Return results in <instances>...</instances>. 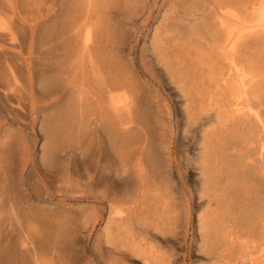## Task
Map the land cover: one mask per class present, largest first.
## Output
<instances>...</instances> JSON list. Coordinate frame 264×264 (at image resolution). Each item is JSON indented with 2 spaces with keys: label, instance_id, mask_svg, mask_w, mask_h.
I'll return each instance as SVG.
<instances>
[{
  "label": "rangeland",
  "instance_id": "rangeland-1",
  "mask_svg": "<svg viewBox=\"0 0 264 264\" xmlns=\"http://www.w3.org/2000/svg\"><path fill=\"white\" fill-rule=\"evenodd\" d=\"M196 1L198 0H0V69L3 67L0 70V84L9 81L7 61H19L16 70L21 86L16 88L12 101L23 99L26 104L25 110L18 113V120L10 122L6 120L10 99L0 93V138L4 134L11 137L13 133L12 143L9 142L3 156L10 161V165L12 163V172L8 170L13 183L9 197L20 205L30 203L31 211L43 218L42 222L51 237L57 242L61 240L64 252L59 258L51 260V252L44 254V258L50 263L66 264L65 256H70L77 264H149L169 256L173 264H219L204 256L197 238L196 223L206 208L203 202L205 194L201 192L204 126H191L187 124L186 118L187 111H191L195 105L204 106L208 102V97L205 98L208 96V80L205 76L209 71L200 59L204 54L194 46V41L192 44L184 23L190 11L188 9ZM216 1L226 7L241 4L240 0H205L201 6ZM78 23L83 25L79 26ZM70 30L77 33L72 31L68 34ZM87 33L92 37V51L98 45L93 52L102 66L103 77L100 80L89 78L82 87V92L71 84V63ZM13 37L17 40L16 44H11ZM68 40L71 41L67 43ZM72 42L76 44L72 45ZM186 44H190L189 49L188 46L187 49L183 48ZM70 46L76 47L71 49ZM98 52L105 56H100ZM198 52L201 56H198ZM22 57H29L33 75L32 89ZM180 70H184L183 73ZM75 81L79 86L82 80L77 78ZM6 88V92L11 90V87ZM123 92L134 98L129 107L119 100ZM196 92L200 94L197 93L196 96ZM110 95L117 97V107L109 104ZM187 98H190L188 102ZM203 100L206 103L203 104ZM211 113L215 115L214 111ZM105 118L108 123L113 124L107 126ZM80 134L92 138V144L83 158L72 152L73 145L70 147L67 141ZM134 135L138 139L142 138V141H131ZM88 140L84 145H87ZM143 140L142 162L145 169L141 173L137 157L138 145ZM49 142L64 147L66 153L54 161L47 160L46 149ZM24 153L27 155V167L23 177L18 166ZM121 167L129 169L126 179L119 177ZM151 173L154 181L150 179ZM89 174L94 178L93 185L86 184ZM1 184L0 177V194ZM59 186L63 192L81 189L85 191L82 193L91 197L81 201V204L73 201H63L64 204H61L58 197L49 200L36 197L38 188L43 190L48 187L56 192ZM157 186L173 202L177 218L172 227L170 224L160 225L162 222L157 218L160 211L152 213L155 204L152 199H148L150 195L148 197L142 193ZM100 192H107L108 199L129 195L136 197V204L141 207L142 215L148 217L150 222L149 226L139 231L137 240L141 249L136 247L139 249L136 251L135 248H125L124 245L119 250L113 249V244L106 240L108 231H112L109 232L112 234L118 226L124 229V225L123 222L116 221L114 214L109 212L106 198H95V193ZM68 217V225L61 224L62 219ZM9 234L14 242L15 254L18 255L21 235L15 230ZM150 254L158 258L153 260Z\"/></svg>",
  "mask_w": 264,
  "mask_h": 264
},
{
  "label": "bare ground",
  "instance_id": "bare-ground-1",
  "mask_svg": "<svg viewBox=\"0 0 264 264\" xmlns=\"http://www.w3.org/2000/svg\"><path fill=\"white\" fill-rule=\"evenodd\" d=\"M203 2H205V0L196 1V4H193L191 9H188L190 11L187 14V18L184 19L185 27L189 32L188 36L190 34L192 44L194 41L196 43L194 46H197L199 50H201L200 52L204 54L202 57L200 52H198V56H201L200 59H202V62L206 65L205 69H208L207 71H209L208 75L205 76V78L207 77L208 80V96H205V98L208 97V102H204L205 98H203V104L206 103V105H195L192 110L190 109L191 111H187L186 113L187 124H190L191 126L195 125L196 127L204 126L202 129V148H204V153L202 155L204 157L203 161H201V163L203 162L201 164V192L205 194L203 202L206 208L204 212L199 215L198 222L196 223L197 238L200 243V249L204 256L212 262L215 261V263L218 262L219 264H264V0H240L241 4L236 3L235 6L228 7L222 5V3L218 1L213 3L211 2L209 5L201 6ZM197 12L200 13L198 14ZM74 26L72 28H74ZM85 26L83 28H85ZM75 29L74 31H76ZM72 31L73 30L68 31V34ZM23 34L25 36V33ZM185 35H187V33ZM21 38L23 39V37ZM70 41L71 40H68L67 43ZM16 43L17 40L15 37H13L11 44ZM73 44L76 43L72 42V45ZM102 44L105 45V43ZM189 45L186 44V46L184 45L185 47L183 46V48L188 46L189 49ZM91 46L92 37L90 33H87L81 41L80 49L77 50V52L75 51L76 53L71 63L73 65V69H71L73 70V82H71V84L73 83V87H76L80 91H82L81 89L84 84H87V80H89V78L100 80L103 77V72L101 71L102 66L94 55L96 53L93 52L96 47H98V45H96L93 51ZM75 47L71 48L70 46L71 49H75ZM190 48H192V46ZM105 49L104 51H106ZM100 51H102V49ZM71 53L73 52L71 51ZM98 53L100 56L103 55L100 52ZM103 56H105V54ZM194 56L197 57V55ZM110 58L113 59V57ZM21 61L24 63H22L25 65L24 67H26L30 89H32L33 75L31 72L29 57H22ZM102 61L101 63H104ZM18 62L12 63V61H7V68H5L6 70L8 69L7 78L9 81H6L7 83L2 85L0 84V93L10 99V101L8 100L9 112L6 115V120L10 122L17 121L19 118L18 113L20 111H24L26 106L23 99L12 101L13 97H15L14 92L16 88L21 86L16 70L19 65ZM106 63L107 62H105V64ZM107 65L109 64L107 63ZM111 67L112 65L110 68ZM175 67H173V69ZM111 70H113V67ZM107 71L109 72V70ZM182 71L180 70V72ZM69 72L70 70H68V73ZM184 73H186V70ZM203 74L205 75L207 73ZM115 76L117 77V75ZM184 77L186 78V75ZM77 78H80V80L83 81L79 83V86H77V82L75 81ZM181 80L179 82H182ZM88 84L91 85L92 83ZM189 84L193 85L192 83ZM7 86L11 87V90L6 92ZM180 86L182 85L180 84ZM111 87L113 86L111 85ZM197 93L199 92H196V96ZM120 97L121 99L119 100L128 107L134 102L132 95L127 94L126 92H123ZM99 98L101 99V97ZM116 98L117 97L113 95L109 96V104L113 107L116 106ZM186 100L188 102L190 98H187ZM212 111L215 113L214 116L211 113ZM119 116L121 118V115ZM110 117H112V115ZM107 118H105L106 120H104V123L107 122ZM116 120L118 119L116 118ZM110 123L113 124V122H107V126H111ZM11 137H13V133ZM11 137L7 134H4L2 138H0V177L2 183V192L0 194V260L2 264H53L50 263L48 259L44 258V254L45 252H51V260L54 258H59L63 251L61 240L57 242L56 239L51 237L49 230L42 222L43 218L38 216L39 214L36 215L31 211L30 203L20 205L13 202L9 197L11 189H13V187H11V184L13 183L10 178L11 176H9L10 171L8 170L12 169V163L10 165V161H8L3 156L5 155L7 145L12 140ZM91 139V137L89 138L85 134H80L78 136L70 137L67 139V141L68 144H70V147L73 145L72 152L75 155L83 158L88 147L92 144ZM87 140V145H84ZM139 140L142 141V138L138 139L136 135L131 137V141L138 142ZM144 143L145 141L143 140V142L138 145L139 156L137 157V165L140 166L141 173H143L145 169V164L142 162ZM64 145L65 144H63V146ZM47 148V160L54 161L58 156L60 157L66 153V149L64 147H59L55 142H49ZM21 159L22 162L18 166V169L23 176L27 167L25 164L27 162V155L24 153ZM128 175L129 169L126 167H121L119 177L121 179H126ZM87 178L86 184L93 185V176L89 174ZM150 179L154 181V176L152 173L150 174ZM69 186L72 187L70 183ZM58 188L59 189L56 190L57 193L52 192L50 189H48V187H44L43 190L38 188V193H36L37 196H35L38 198L43 197L48 200L49 198L52 199L58 197L61 204H64L63 201H73L75 204H81V201L91 197V195L87 193H82L85 191L81 189L71 190L72 188H70L71 191L68 190L67 192H63L60 190V186ZM142 193L144 196L149 197L150 195V198L148 199L153 200L152 202L155 204V207H152V213L160 211L157 216V218L159 217L162 222L160 225L164 226L166 224H170L172 227L177 216L174 213L175 209L173 208V202L170 201L167 194L165 192H160L158 186L154 188H148ZM94 196L96 199H101V197L106 198L110 207L109 212L114 214V219L116 221L123 222L124 229H121L118 226V228L112 234L109 233L112 231H108L107 229L108 232L106 233V240L110 244H113L112 248L118 249L120 246L124 245L125 248L130 247L135 248L136 250L141 247V244L139 246V240H137L139 231L149 226L150 222L148 217L142 215L141 207L138 205V203L136 204V197L134 195H129L123 198L114 197L113 199H108L109 195L107 192H100V194L95 193ZM160 204L162 205L160 206ZM146 216L148 215L146 214ZM62 223L67 226L69 223V217L63 218L61 224ZM110 223L111 222H109V224ZM158 224L159 223H157V226H159ZM12 230L17 231L18 234L21 235V244L19 248L20 254L18 255L15 254L14 242L12 241V237L9 234ZM53 235L55 234L53 233ZM56 237L58 236L56 235ZM150 257H152L151 254ZM155 257H152L153 260ZM65 258L67 260L66 264H77L70 256H65ZM161 259H157L158 261L154 260V263L150 262L149 264H173V260H171L169 256L164 257L162 260Z\"/></svg>",
  "mask_w": 264,
  "mask_h": 264
}]
</instances>
